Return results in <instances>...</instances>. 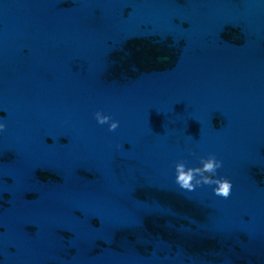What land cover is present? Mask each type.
I'll use <instances>...</instances> for the list:
<instances>
[{"label": "clouds", "instance_id": "obj_1", "mask_svg": "<svg viewBox=\"0 0 264 264\" xmlns=\"http://www.w3.org/2000/svg\"><path fill=\"white\" fill-rule=\"evenodd\" d=\"M95 119L101 126L108 125V131H115L119 127V121L113 120L110 116L102 112L95 113ZM6 130V125L0 123V132ZM201 167L189 168L185 162L181 161L175 165V183L181 190L193 192L197 187L207 185L213 187L215 196L228 199L231 196L233 184L224 177L217 178V170L223 166V162L218 160L214 154H210L206 159H200Z\"/></svg>", "mask_w": 264, "mask_h": 264}]
</instances>
